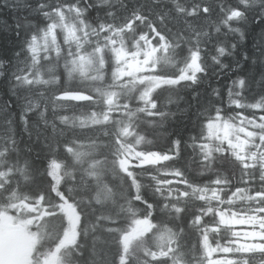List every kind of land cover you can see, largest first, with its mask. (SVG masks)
<instances>
[{"label": "trees", "instance_id": "obj_1", "mask_svg": "<svg viewBox=\"0 0 264 264\" xmlns=\"http://www.w3.org/2000/svg\"><path fill=\"white\" fill-rule=\"evenodd\" d=\"M59 12L71 18L68 25L73 33L69 35L67 30L68 40L78 35L81 41L95 42L103 38L96 33L104 25L110 29L131 27L154 44L166 46L159 50L163 59L158 67L166 77L181 81L153 89L156 115L139 114L135 129L150 141L141 145L143 150L176 157L148 165L137 176L144 197L159 204L150 187L151 176L166 179L163 173L174 168L200 184L216 171L226 172L233 184L242 179L236 161L217 153L218 142L206 141L204 135L207 125L217 120L236 127L245 122L249 131H259L252 125L264 123V111L251 107L264 106V0H0V215L35 218L34 229L42 233L34 254H52L59 249L63 232L57 235V230L45 229L41 218L45 211L61 215L58 207L53 208L59 203L55 191L59 190L70 197L69 205L78 204L81 215L77 242L62 251L65 264H119L120 237L108 229H130L129 204L143 205L131 200L134 189L129 178L112 164L111 136L101 126L81 127L76 119L91 111L99 113L103 105L81 108L55 99L65 87L63 65L69 50H75L74 42L69 44L64 35H58L56 44L63 54L57 61L53 52L52 63L58 64L60 82H36L31 44L34 37L49 31ZM194 59L199 71L193 79L183 78ZM71 83L87 87L91 82L77 77ZM145 87L150 85H140L133 93L122 91L119 103L135 110L141 106L137 97ZM61 117H68V122ZM123 118L125 110L115 108L109 131ZM242 137L246 139L244 134ZM204 143L213 148L210 169L201 164ZM68 144L84 155L77 160L65 151ZM253 144L248 152L257 150L259 138ZM93 161L101 169L98 182L87 177ZM255 177L258 186L259 168ZM104 186L112 195L96 203L95 194ZM41 194L43 203L38 199ZM173 223L180 226V222ZM64 226L67 228L65 220ZM194 238L190 234L180 239V251L186 253L182 264H196L189 251ZM151 244L149 239L147 244L139 241L133 246L128 264H144V248Z\"/></svg>", "mask_w": 264, "mask_h": 264}, {"label": "snow or ice", "instance_id": "obj_2", "mask_svg": "<svg viewBox=\"0 0 264 264\" xmlns=\"http://www.w3.org/2000/svg\"><path fill=\"white\" fill-rule=\"evenodd\" d=\"M96 35H102L103 38L93 42L91 39L81 41L79 37H73L67 41L69 44L75 43V50H69L68 58L64 62L65 87L55 99L73 107L92 108L93 105H103L99 113L91 111L90 114L76 119H79L81 127L101 126L104 128V134L111 136L110 146L114 150L112 164L123 176L129 178L134 189L131 200L135 205H143V208H139L129 204L127 212L131 220L130 229H108L116 231L120 237L119 264H128V254L133 241L147 244L149 239L152 244L144 248L147 257L144 264H168L169 261L171 264H182L186 253L180 251V239L190 234L195 237L189 251L196 258V264H264V243H242L240 231L235 230L237 225H251L253 231L245 233L243 239L264 241V151L260 150L264 149V123L252 125L259 131L237 129L233 123H221V120L207 125L204 139L217 141L215 151L230 156L239 165L242 179L238 183L233 184L229 175L221 171H216L203 184L195 183L188 180L181 169L174 168L163 173L168 177L166 179L151 176L153 183L150 187L159 204L146 199L143 195L144 186L137 180V176L141 174L140 170L176 157L143 150L141 145L150 141L135 130L136 121L139 114L149 117L156 115L154 88L163 83L178 81L166 77L158 67L159 61L163 59L159 50L166 48L165 45L154 44L145 34L137 33L131 27L110 29L101 25ZM31 51L34 53L36 82L59 83L60 69L58 64L52 63V53L55 52V58L59 61L63 49L56 44L55 37L50 39L47 33L39 39L34 37ZM77 77L90 81V85L73 87L71 82ZM107 80L110 82L106 83ZM145 83L150 87H145L137 97L141 106L133 110L130 104L119 103L122 91L136 92L138 86ZM243 83L241 80L240 85L243 86ZM120 107L125 110V118L119 120L115 128L109 131L113 111ZM251 107L264 111V106L259 103ZM61 119L68 122V117ZM261 120L264 121V116ZM72 123H75V119ZM238 133H243L246 139H242ZM257 138V150L248 152L249 145L255 146L253 142ZM65 151L72 152L77 160L84 155L80 151H74L71 144L65 145ZM201 152L202 166L210 169L211 163L214 162L213 148L209 143H204L201 145ZM98 163L93 161L87 170V177L97 182L101 177ZM257 168L258 186L255 177ZM55 183L58 185L59 179ZM55 191L59 203L54 204L53 208L58 207L61 215L58 216L55 211H45L41 218L42 225L45 229L57 230V235L64 231L72 232L81 220L77 211L78 204L69 205L70 197L59 190ZM111 195V190L106 186L99 187L95 202L100 203L102 197L107 199ZM38 199L43 203L42 194ZM68 208H71V214L66 211ZM157 208L161 217L159 219ZM65 219L68 220L67 228L64 226ZM174 221L180 222L178 228ZM75 238L73 234L66 242L74 243ZM257 257L260 258L259 261ZM43 264H53V261L46 257ZM57 264H62V260Z\"/></svg>", "mask_w": 264, "mask_h": 264}, {"label": "rangeland", "instance_id": "obj_3", "mask_svg": "<svg viewBox=\"0 0 264 264\" xmlns=\"http://www.w3.org/2000/svg\"><path fill=\"white\" fill-rule=\"evenodd\" d=\"M55 21H56L55 23L49 26L48 28L49 31L45 33L48 34L50 39L54 36L56 43L58 41V35L60 36L64 35L65 40L68 41V35L65 34L67 30L70 29V26L68 25L69 24L68 21L71 22V18H69V16L63 12H59L57 14ZM62 23L65 25V27H62ZM68 32L69 35L73 33L71 29ZM43 35H40L39 37L36 38L39 39ZM31 53L34 57V53L32 51ZM199 69H200L199 63L197 59H194L190 65V71L186 73L183 76V78L193 79L194 76L199 71ZM43 70L44 69H41V71ZM177 81L179 82L181 80H177ZM245 126L247 125L245 122H243L236 128L247 129ZM238 134L241 136L242 139H244L242 137L243 133H238ZM232 139L235 140V136H233ZM66 211L69 214H71L72 212L71 208L66 209ZM65 222H67V226H68L67 219H65ZM34 223L35 225H37L35 218L21 220L20 218H17L14 215H7L4 213L0 215V264H43L46 257L51 259L53 261V264H57L58 258L62 260V264H65V255L63 254L62 251L68 247L75 245V243L78 240V227L74 228L72 232H68V231L63 232L64 235L62 234V237L60 238L61 240L59 239L60 240L59 249H55L54 253L40 255L34 253L41 239L38 234H41L42 231H39L37 233V231L34 229L35 228ZM235 230L240 231L242 243L245 244H254L258 242L264 243V241H258L254 238H249L246 240L243 239L245 233H251L253 231L251 225H247V224L241 226L237 225ZM73 234H75L76 237L75 242L67 243L66 242L67 239H70ZM138 243L139 241H133L131 248L133 246H136ZM233 247H235V245H233Z\"/></svg>", "mask_w": 264, "mask_h": 264}, {"label": "water", "instance_id": "obj_4", "mask_svg": "<svg viewBox=\"0 0 264 264\" xmlns=\"http://www.w3.org/2000/svg\"><path fill=\"white\" fill-rule=\"evenodd\" d=\"M74 103H82V102H74Z\"/></svg>", "mask_w": 264, "mask_h": 264}]
</instances>
